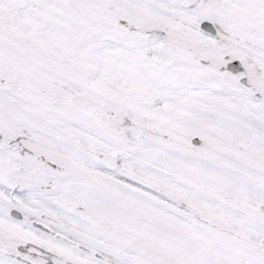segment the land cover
Instances as JSON below:
<instances>
[{"label":"snow or ice","instance_id":"1","mask_svg":"<svg viewBox=\"0 0 264 264\" xmlns=\"http://www.w3.org/2000/svg\"><path fill=\"white\" fill-rule=\"evenodd\" d=\"M0 264H264V0H0Z\"/></svg>","mask_w":264,"mask_h":264}]
</instances>
